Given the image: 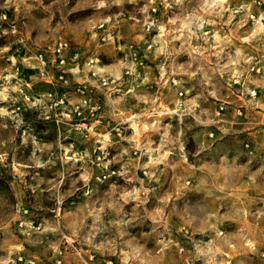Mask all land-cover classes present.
<instances>
[{"label":"rangeland","instance_id":"obj_1","mask_svg":"<svg viewBox=\"0 0 264 264\" xmlns=\"http://www.w3.org/2000/svg\"><path fill=\"white\" fill-rule=\"evenodd\" d=\"M0 264H264V0H0Z\"/></svg>","mask_w":264,"mask_h":264}]
</instances>
